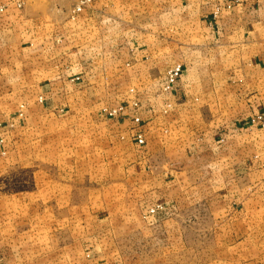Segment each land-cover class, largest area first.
<instances>
[{
	"label": "crops",
	"instance_id": "crops-1",
	"mask_svg": "<svg viewBox=\"0 0 264 264\" xmlns=\"http://www.w3.org/2000/svg\"><path fill=\"white\" fill-rule=\"evenodd\" d=\"M237 1L168 0L165 31L151 34L118 33L115 20L92 16L96 1L84 10L96 29L87 42L74 0L11 12L24 35L0 52V89L36 98L25 119H0V137L12 145L64 130L84 143L70 168L85 175L0 195V264H264V129L252 120L264 112V0ZM176 64L183 72L167 92ZM111 93L120 103L106 102ZM88 102L123 110L75 119Z\"/></svg>",
	"mask_w": 264,
	"mask_h": 264
},
{
	"label": "rangeland",
	"instance_id": "rangeland-1",
	"mask_svg": "<svg viewBox=\"0 0 264 264\" xmlns=\"http://www.w3.org/2000/svg\"><path fill=\"white\" fill-rule=\"evenodd\" d=\"M29 1L30 0H0V52H7L3 48L15 51L14 48H7L9 42L11 41L13 42V47L14 43L16 44L15 41L22 42L24 35L23 27L19 26L18 24L17 27L14 26L15 24L9 25V23L11 22H9L10 20H8V17L11 16L12 11L15 12L14 16H16L17 18L23 16L22 10L25 4ZM96 1L98 3L101 2V4L99 5L98 11L92 14V16L96 15L95 18L99 21H103L109 18L115 20L118 25L116 28L118 30V33L124 32V30L129 29L135 30L136 27H139L140 31L144 33H163L169 20L167 15L168 0H94L92 4H94ZM202 1L204 2L205 7L207 6L208 8H210V6L215 5L221 0ZM225 1H228V3L238 2L237 0ZM19 3L22 4L21 7H18ZM196 4L197 8L192 11V18L197 17V15L199 14V3L196 2ZM104 5H106V7ZM89 6H87L80 12H74V7H72L71 9V15L76 19L78 18L82 22L78 32L80 33V41L83 40V42H87L89 35L94 34L96 31L95 28H89V25L87 24H85L84 26V23H86L88 19L92 17L90 12H84V10ZM104 8L106 9V12L103 10ZM205 9L204 11L206 12ZM120 21L122 23H120ZM177 36L179 35L177 34ZM20 46L22 47L23 45ZM5 62L6 61H0L1 65H3L0 66V85H4V83H7L6 80L8 79V76L6 74L4 75V73L1 72L2 68L7 66H5ZM177 65L181 64H176L175 66ZM169 71H167V80H165L166 83L164 81L162 83V89L164 90L165 88L167 92L174 88L173 86H175L178 77L183 72V69L181 74L177 77L175 83H173L172 85H170L169 83ZM162 76H158L156 78ZM132 89H134V87L129 88L128 91L130 93V97L134 101L132 99L130 100L136 102L134 98L135 91ZM117 94L119 93H111L109 95L110 99L106 100V102L112 104L120 103V98H117ZM159 94H161V91L157 90V95ZM103 95L104 93L101 92L96 93L95 96L98 100H100L99 102H102V100H104ZM35 98V92H11L0 89V119H9L10 116L14 114V112L16 114V117H18L17 119H25V105L27 104L29 99L35 100ZM88 103V107L81 108V111H79L78 115H75L77 116L75 119H110L118 115L123 110L121 107H116L114 109H105V107H109V104H106L107 106L104 107L101 106L100 109H91L92 105H90V102ZM207 111H212V113H215V108H208ZM255 116L256 115H254L253 117ZM58 117L60 119L63 117L64 119H67L66 114L62 115V117L59 115ZM49 119L56 118L52 116L49 117ZM138 119L140 120V118ZM137 123H141V121ZM22 125L23 123L20 124V127ZM33 133V136L35 138L27 141L22 135L23 138L17 144L12 143V145L8 144L7 138L0 137V157L7 158L9 150L13 153V159L10 164H6L5 162V168H2L0 170V195H9L18 192L32 191L35 189V180L38 178H45L47 176L54 179H60L61 181L69 182H71V180L75 181L79 179L78 183H83V178H81L80 176L83 177V175H85L84 172H77L70 168L71 165H79L81 161H83V159L81 158V149H83L82 146H84L83 141H72V139L66 135V132L64 130L58 132V135L56 134V132L51 133L50 129H48L47 131L37 130ZM75 149L78 150L75 152L73 151ZM18 197L19 196H17V198ZM18 204L22 205V203ZM21 205L20 207L17 205V207H19V210H21ZM3 206L4 205L1 204L2 210L4 209ZM21 211H23V209ZM199 238L200 237H198V239ZM192 239L193 241L195 240L194 237H192Z\"/></svg>",
	"mask_w": 264,
	"mask_h": 264
},
{
	"label": "built area",
	"instance_id": "built-area-1",
	"mask_svg": "<svg viewBox=\"0 0 264 264\" xmlns=\"http://www.w3.org/2000/svg\"><path fill=\"white\" fill-rule=\"evenodd\" d=\"M94 0H74L75 5H74V12H80L82 11L84 8H86L87 6L91 5L93 3ZM21 3H19L18 7H21ZM182 72V66L181 65H177L174 68H172L169 71V83L170 85H172L173 83H175L177 77L181 74ZM253 122H257L260 124V126L264 129V113L256 115L255 117L252 118ZM140 120L137 118L136 122H139ZM144 139L142 138L141 135L138 136V143L144 144ZM155 209H151V213H154Z\"/></svg>",
	"mask_w": 264,
	"mask_h": 264
}]
</instances>
